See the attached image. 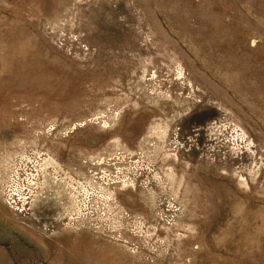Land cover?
I'll return each mask as SVG.
<instances>
[{
	"label": "rangeland",
	"instance_id": "obj_1",
	"mask_svg": "<svg viewBox=\"0 0 264 264\" xmlns=\"http://www.w3.org/2000/svg\"><path fill=\"white\" fill-rule=\"evenodd\" d=\"M0 264H264V0H0Z\"/></svg>",
	"mask_w": 264,
	"mask_h": 264
}]
</instances>
